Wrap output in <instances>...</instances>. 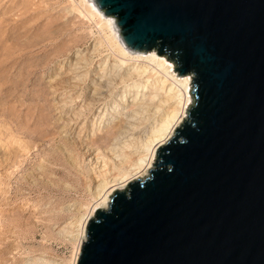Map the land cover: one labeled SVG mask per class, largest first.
I'll return each mask as SVG.
<instances>
[{
	"label": "water",
	"instance_id": "95a60500",
	"mask_svg": "<svg viewBox=\"0 0 264 264\" xmlns=\"http://www.w3.org/2000/svg\"><path fill=\"white\" fill-rule=\"evenodd\" d=\"M129 50L191 75L149 177L115 190L78 264H264V0H95Z\"/></svg>",
	"mask_w": 264,
	"mask_h": 264
},
{
	"label": "rangeland",
	"instance_id": "374dc122",
	"mask_svg": "<svg viewBox=\"0 0 264 264\" xmlns=\"http://www.w3.org/2000/svg\"><path fill=\"white\" fill-rule=\"evenodd\" d=\"M75 4L0 0V264H74L69 223L94 203L88 154L125 124L111 111L99 123L96 108L78 116L92 84L74 89L68 72L99 30Z\"/></svg>",
	"mask_w": 264,
	"mask_h": 264
},
{
	"label": "bare ground",
	"instance_id": "6f19581e",
	"mask_svg": "<svg viewBox=\"0 0 264 264\" xmlns=\"http://www.w3.org/2000/svg\"><path fill=\"white\" fill-rule=\"evenodd\" d=\"M74 2L73 10L95 21L99 30L90 55L82 58L76 55L73 68L68 70L74 89L85 85L88 79L92 84L87 106L81 105L78 116L83 110L96 108L98 122L111 111L114 119L125 123L108 151L95 156L88 154L89 165H85L89 174L86 175L90 176L88 191L94 203L82 207L79 211L84 213H77L69 223L70 236L77 243L74 264H78L81 248L88 239V223L95 212L108 210L115 190L122 191L128 184L149 177V171L155 167L156 151L166 146L183 124L193 102L190 95L193 78L191 75L179 77L174 65L166 57L157 55V51L144 54L129 50L117 30L116 19L100 11L95 0ZM117 93L120 94L117 96Z\"/></svg>",
	"mask_w": 264,
	"mask_h": 264
}]
</instances>
